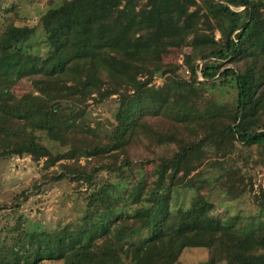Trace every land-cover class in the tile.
Masks as SVG:
<instances>
[{"label": "trees", "instance_id": "16d2710c", "mask_svg": "<svg viewBox=\"0 0 264 264\" xmlns=\"http://www.w3.org/2000/svg\"><path fill=\"white\" fill-rule=\"evenodd\" d=\"M38 20L44 53L30 50L37 26L9 18L0 28V159L43 158L33 186L76 181L86 206L51 230L14 225L18 202L0 206V264H176L187 248H205L206 264H264L262 190L250 229L213 217L198 193L172 205L205 148L264 147V0H57ZM174 52L181 62L166 60ZM156 76L176 85L153 103ZM231 82L226 106L188 102ZM112 95L114 122L90 125L87 107ZM78 132L92 143L69 144ZM141 147L148 155L133 161ZM100 171L108 178L96 181Z\"/></svg>", "mask_w": 264, "mask_h": 264}, {"label": "rangeland", "instance_id": "374dc122", "mask_svg": "<svg viewBox=\"0 0 264 264\" xmlns=\"http://www.w3.org/2000/svg\"><path fill=\"white\" fill-rule=\"evenodd\" d=\"M56 1L0 0V28L9 18H14L16 25L37 26L29 42L30 50L44 53L47 47L44 44L38 19ZM216 36L218 37V33ZM174 53V55L164 53L166 60L181 62L180 54ZM179 73L187 76L183 70ZM175 85L176 81H167L162 76H156L145 92L149 100L158 103L161 90L166 87H175ZM235 95L236 87L231 82L226 86L218 85L213 89L200 91L191 96L188 102L194 103L209 96L219 105L226 106ZM117 106L118 100L115 95H112L101 103L92 102L84 115L90 125L108 126L114 122ZM67 141L73 147H80L90 145L93 138L78 132L71 134ZM143 144L145 147L149 145L145 139ZM205 150L200 165L190 173L173 195V209L177 211L178 208L185 207L182 202L185 205L191 204L192 197L198 193L200 204H204L213 217L233 223L236 228L250 229L257 226L262 218L259 215V203L262 199L260 190L264 192V147H248L235 143L225 156L214 148L207 147ZM158 152L162 153L159 150ZM147 155L142 147L136 148L131 153L133 161H139ZM67 157H70L69 152L62 155L63 160H67ZM42 161L43 158L35 160L29 155L0 159V206L10 209L15 202H18L19 212L24 215V219L15 222L14 225L19 224L22 228L51 230L57 224L64 225L82 215L86 206L84 201L86 188L84 185L77 187L76 181L63 179L57 182L49 181L40 188L33 186L40 178L39 168ZM50 169H56V166ZM144 175L145 182L148 183L152 177L151 166L146 168ZM107 178L105 171H100L96 181ZM110 178L113 179L112 176ZM127 194L128 192H125V197ZM14 219V217H7L10 222H14ZM0 223L4 221L2 222L1 219ZM207 256L205 248H187L176 264H206ZM40 264L60 263L45 260Z\"/></svg>", "mask_w": 264, "mask_h": 264}]
</instances>
